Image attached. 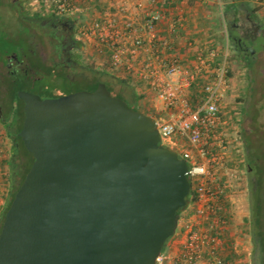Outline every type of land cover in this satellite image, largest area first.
Wrapping results in <instances>:
<instances>
[{
  "label": "water",
  "instance_id": "water-1",
  "mask_svg": "<svg viewBox=\"0 0 264 264\" xmlns=\"http://www.w3.org/2000/svg\"><path fill=\"white\" fill-rule=\"evenodd\" d=\"M18 96L34 160L1 224L0 264H157L192 189L157 120L105 81Z\"/></svg>",
  "mask_w": 264,
  "mask_h": 264
},
{
  "label": "rangeland",
  "instance_id": "rangeland-1",
  "mask_svg": "<svg viewBox=\"0 0 264 264\" xmlns=\"http://www.w3.org/2000/svg\"><path fill=\"white\" fill-rule=\"evenodd\" d=\"M243 1L241 13L243 15L246 13L252 16V19H257L264 24L260 11L264 10V3H262L264 0ZM58 3V0H48L45 2L40 0L37 2L24 0V3L18 4L12 0H0V41L2 42L3 39H6L15 46L14 51L16 53H13L12 56L15 55L16 58H20L22 52L26 55L20 63H16L13 57H11L9 60L12 64L11 67L5 65V63L1 65L0 60V76H3L12 67L20 71L26 70L28 78L22 84V89L36 92L42 97H54L72 90L93 87L95 84L93 79H84L81 76H91L92 72L97 70L99 78L108 81L114 94L121 96L119 94L120 85L124 87L130 85L132 83L131 79L127 77V74H123L124 72H120L110 64L107 49L101 48L95 36L86 37L81 33L82 27L92 24L98 18V15L90 12L84 14V10L82 9H86L87 7L82 6H80V12L63 14L58 11ZM226 9L223 6L221 15L225 16ZM251 12H253V15L250 14ZM37 14H40V16L37 17ZM55 14L72 18L76 25V36L84 48L83 56L76 60V62L73 59V62L71 61L73 65L66 68L70 77H76L74 80L59 78L50 73L52 69L47 67V64H54L55 71L60 72L64 64V58H59L57 54L58 50L55 47V27L49 23V18ZM227 15L228 17L230 16L229 12H227ZM225 24L228 28V21ZM26 25L31 28L28 36L29 46H27L25 41H22V37H19L24 29L26 30ZM259 27H261V24ZM252 44L253 41L251 39L249 40V45L243 48L244 52L247 53L245 58L243 53L238 49L234 39L229 38L230 54L228 60L231 88L222 105L224 119L227 122L217 129L216 134L221 132V136L217 139L212 138L210 145V149L215 154H220L223 150V147L219 145V140L222 139L223 144L227 145V148H225L226 155L222 160L223 164L218 167L219 169L216 168L218 169L217 175L219 178L216 180L218 183L215 182V184L221 188L222 196L219 203L221 206V216L225 220L227 227L226 234L228 232L227 237H230L229 241L232 240V243L230 242L231 256H229V261L235 264L239 259H237V253L234 250L235 245L238 244L241 249L240 253H242L239 256L241 257L239 264H254V259L252 260V258L254 257L255 247L250 224L252 189L250 174L247 170V156H250L249 153H251V157H254L256 154L257 162H260V166L264 169V46L258 47ZM38 53L42 54L45 61V64H42L43 66L40 69H38V64H40ZM252 58H255V61L250 65L247 60ZM29 62L30 65L28 66ZM23 78L21 75L17 77L19 80ZM143 89L148 98L146 100L142 99L140 104L124 99L127 100L131 107L154 116L158 123L163 119H167L170 109L161 101L155 99L145 88ZM16 105H22V101L18 98ZM3 130L0 121V187L6 191L9 185L11 187L7 178L10 167L7 164H3L1 159H4L8 155L10 156L13 148L11 139L1 138V134L4 133ZM161 142L177 149L180 153L182 152L183 145L188 146V142L177 135L167 138L163 137ZM251 151L254 153V156ZM220 168H222L221 171ZM262 175L264 176V173ZM223 183L226 185H223ZM259 189L260 186L258 188L254 187L255 194ZM261 190V195L264 198V184ZM194 207V201L190 200L186 209L179 212V223L176 232L185 223ZM3 218L4 216L2 215L0 217V228ZM177 239L178 236L176 234L171 236L167 240L163 250L166 248L170 251L174 245H177L175 242ZM243 253L245 255L244 259L242 258ZM165 264L171 263L167 262Z\"/></svg>",
  "mask_w": 264,
  "mask_h": 264
},
{
  "label": "built area",
  "instance_id": "built-area-1",
  "mask_svg": "<svg viewBox=\"0 0 264 264\" xmlns=\"http://www.w3.org/2000/svg\"><path fill=\"white\" fill-rule=\"evenodd\" d=\"M58 1L60 13L81 10L73 0ZM115 1V11H104L92 24L83 26L81 33L86 37L95 36L101 48L107 49L114 68L130 71L148 85L155 99L170 109L168 118L158 123L161 139L177 135L188 142L181 153L176 150L188 162L187 175L198 196L193 211L175 233L177 245L170 251L162 250L157 264H230L225 256L227 227L219 204L222 193L215 184L227 145L221 139L220 154L210 149L212 138L221 136V132L216 134L217 129L227 122L222 110L231 88L226 22L224 45L209 51L208 58L215 59L212 78L201 84V94L194 97L192 86L200 80L209 59L203 54L197 55L196 65L190 69L178 55L168 52L184 19H171L169 34L160 35V24L167 18L160 8V0Z\"/></svg>",
  "mask_w": 264,
  "mask_h": 264
},
{
  "label": "crops",
  "instance_id": "crops-1",
  "mask_svg": "<svg viewBox=\"0 0 264 264\" xmlns=\"http://www.w3.org/2000/svg\"><path fill=\"white\" fill-rule=\"evenodd\" d=\"M12 1L17 2L18 4H21V2L24 3V0L23 1L12 0ZM30 1L37 2L39 0H30ZM40 1L45 2L48 0H40ZM73 1L82 7H87L86 9L83 8L84 14L90 12V13H96L98 16H100L106 10L115 11L117 9L116 4L113 3L115 0L114 1L113 0H94V1L73 0ZM126 1L132 3L135 0H126ZM243 2H244L243 0H160V8L166 14L167 17L160 24L159 27L160 35L169 34L168 24L171 19H178L180 17L184 19V24L178 29L176 35L173 36L174 39L172 43V48L168 49V52L170 51L171 53L178 55L183 65H186L190 69L194 68V65H196L195 60L197 55L203 54L208 58L210 49L220 48L224 45L225 37H224L223 27H224V22L226 21V17L221 15L223 6L227 8V6L231 3L237 4L238 10L233 12L226 9L225 15L227 14V12H229L230 15L238 19L239 16L242 15L241 12H242V6L244 4ZM262 3H264V1H262ZM260 11L262 13V22H263L264 10H260ZM252 13L253 12H251L250 14ZM134 16L136 17V15ZM208 59H209L208 67L200 75V80L197 83H194L192 86L194 90L193 92L194 97H198V95L201 94V92H199L201 84L212 78L211 73L214 69L213 61H215V59L212 58H208ZM118 70L120 72L121 71L124 72L123 74H127V77L132 81L130 85H127L125 87L120 85L119 94H121L125 99L140 104L142 99L146 100L148 98V95L144 93L143 88H145V90L149 91L153 95L148 85L142 81L137 80L136 77L130 71L126 70L125 68ZM221 169L222 168H220V171ZM215 182L218 183V181ZM223 185L226 184L223 183ZM10 195H12V188L10 187V185L6 189V191L4 190V188L2 189V187H0V217L3 215L5 206L8 202ZM229 238H227V242L225 246V256L228 259V261L230 260L229 256H231L230 244L232 243V240L229 241ZM235 246L236 247L234 250L235 253H237V259L239 258L236 264H239L241 258L239 256L242 253H240L241 249L239 244ZM244 256L245 255L243 253L242 255L243 259ZM229 263L235 264V263H231L230 261Z\"/></svg>",
  "mask_w": 264,
  "mask_h": 264
},
{
  "label": "trees",
  "instance_id": "trees-1",
  "mask_svg": "<svg viewBox=\"0 0 264 264\" xmlns=\"http://www.w3.org/2000/svg\"><path fill=\"white\" fill-rule=\"evenodd\" d=\"M237 4L231 3L227 6V10L236 11L238 10ZM40 14H37V17ZM226 22L229 19L228 15H225ZM31 28L26 25V30L24 29L23 33L19 35L22 37V41H25L27 46H29V39L28 36L30 34ZM15 46L8 40L3 39L0 41V60L3 63H7L9 60V56H12ZM17 48V47H16ZM22 48V47H21ZM27 50H29L27 48ZM21 55H25L24 52ZM255 61V58L248 60V63L252 65ZM39 68H42L38 64ZM22 76V80L17 79L18 76ZM28 74L15 73L13 70L8 69L3 76H0V121L3 126V132L1 134V138H9L12 142L13 152L12 154L4 159H1L3 164H7L10 167L8 173V181L11 184V188L13 189L12 196L6 205L3 216L5 215L6 210L8 209L14 194L20 184L22 183L23 179L27 171L29 170L33 160L34 155L27 150L26 146L24 145L23 139L19 134L20 129L23 125L24 120V100L18 96V91L23 88L22 84L25 83L27 80ZM105 81L109 89L112 90L110 83L106 80H101L99 78L98 82ZM97 84H95L96 86ZM114 93V92H113ZM121 97H123L121 95ZM17 98L22 101V105H16ZM124 98V97H123ZM136 103V102H135ZM137 104V103H136ZM154 117V116H153ZM8 152V151H7ZM252 152V151H251ZM247 156V170L250 174L251 180V216H250V224H251V234L254 242V264H264V198L261 195V189L264 184V169L260 166V162L258 163L256 160V154L252 152L254 157ZM260 189L255 194L254 187ZM197 193L194 188L191 189L189 194V198L191 201H195L197 199ZM181 209L179 210V212Z\"/></svg>",
  "mask_w": 264,
  "mask_h": 264
},
{
  "label": "flooded vegetation",
  "instance_id": "flooded-vegetation-1",
  "mask_svg": "<svg viewBox=\"0 0 264 264\" xmlns=\"http://www.w3.org/2000/svg\"><path fill=\"white\" fill-rule=\"evenodd\" d=\"M251 17L252 16L245 13L244 15L243 14L240 15L238 19H236L232 15H230L228 19L229 38L234 39L238 49L240 50L241 53H243L245 58L247 56V53L244 52L243 48L249 45V40L252 39L253 46H258V47L264 46V24H262L261 22H259L258 20L254 18L252 19ZM49 23L55 27L54 28L55 33H56V35L54 33V36L56 38L55 47H56V50H58L57 54L59 55V58H64V64L62 66L63 67L62 71L60 72L55 71L54 64H51V63L47 64V67L49 69H52L50 73H52L53 75H56L59 78H66L69 80H72V79L74 80L76 79V77H73V78L70 77L69 73L66 71V68L73 65L72 63L73 59L75 60L74 62H76V60L81 58L83 56V50H84L82 43L78 40L76 36L77 32H76L75 22L72 20V18H67L61 15L55 14L49 18ZM260 24H261V27H259ZM24 56L26 55H23V56L21 55L20 58H16L15 55L9 56V60L11 57H13L16 63H20L22 62V59ZM38 56H40L39 65L43 66L45 64V61L42 57V54L38 53ZM9 60L7 61V63H5V65L11 67L12 64L9 62ZM1 65H4L2 61H1ZM27 65L29 66L30 62ZM10 70H13V72L15 73L21 72L22 74H25V75L28 74L26 70L20 71L15 67H12ZM81 77H83L84 79H93L95 81L94 83L97 85L99 83L98 82L99 73L97 70L93 71L91 76H86V77L81 76ZM95 84L93 87L88 88L87 90L95 89L97 87V85L95 86ZM77 90H82V89H77ZM77 90H72V91H77Z\"/></svg>",
  "mask_w": 264,
  "mask_h": 264
}]
</instances>
